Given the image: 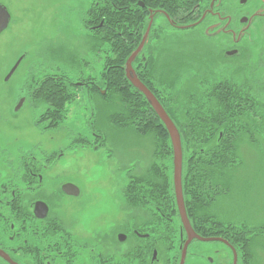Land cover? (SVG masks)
Listing matches in <instances>:
<instances>
[{"label": "flooded vegetation", "instance_id": "1", "mask_svg": "<svg viewBox=\"0 0 264 264\" xmlns=\"http://www.w3.org/2000/svg\"><path fill=\"white\" fill-rule=\"evenodd\" d=\"M50 1L52 5H47L43 0L39 2L46 10L53 11V1L59 0ZM65 1L66 5L61 10L80 17L77 25L82 28L87 41H92V50L104 51L105 48L112 47L116 51H129L131 54L125 60V68L129 58L139 51L132 63L137 76L140 73L137 70L138 64L141 63L148 66V79L154 78L155 66H160L157 75L161 73L160 70L165 72L169 59L161 61L159 59L172 50L173 34L193 35L194 31L200 35L201 32L204 34L201 36L207 49L201 57L206 61L205 64L237 61L242 62L243 71L244 68L254 65L264 70L263 60L254 61L257 56L264 57V41L259 45L250 37V31L256 29V21L264 20V10L257 12L255 3L264 5V0H238V14L234 12V3L231 7H226L229 0H205L208 4L204 7L201 6L200 0H194L196 1L194 5L192 1H188L187 5V0H145L144 2L139 0L131 4L132 6L123 7L117 4L118 0ZM10 2L11 0H0V6L4 7L10 16L7 28L0 32V39H5V42L9 43L17 40L23 51L16 57L4 79L8 82L28 63V69L23 74L22 92L19 97V104L23 103L15 111H20L27 104L36 111V122L41 111H45L44 115L53 114V108L46 109L37 103L40 97L35 92L38 82L42 79H53V69L42 73L44 65H53V17L49 20L52 25L50 37L39 40L36 38L33 42L28 39L29 44L36 40L38 42L27 48L25 32L22 33L19 29L17 35L14 34L17 19L15 8ZM249 3L250 10L245 12V7ZM111 9L117 11L114 27L110 21L106 22L105 17L107 11ZM124 14L129 15L127 17ZM261 34H264V28ZM207 45H214L215 49L219 50L218 56L215 55L216 53L213 54L212 50H208ZM65 48L72 52L73 44ZM30 49H33L32 54ZM222 65L227 69L231 68L232 71L235 67V65L226 66L223 62ZM89 77L83 79H90ZM246 78L253 79L249 75ZM101 79H105V74ZM227 79L231 78L223 77L221 81ZM242 79H245L244 76ZM258 97L264 110V83H261ZM261 116L264 117L262 111ZM41 124L40 121L35 123L36 129L40 134L46 133L47 129L43 131ZM91 136V140L87 139L89 144L94 143L93 141L98 137L92 133ZM104 142L96 144L101 146ZM51 145L52 149L41 144L26 150L21 148L16 160L10 157L8 146H0L2 168L0 170V253L10 260L0 256V264H80V262L83 264H263L255 242L259 233H264L263 230L250 229L246 223L236 225L223 222L217 218L212 209L209 210L211 205L187 202L184 192L188 220L195 234L208 241H200L188 236L177 199L175 206L159 205L153 212L147 207L138 210L137 207L131 206L125 196L120 197L121 193H118L120 204L117 212L120 214L119 218L124 215L126 221L122 225L120 219L114 225L113 233H116L114 252L105 250L104 242H101L104 241L102 236H95L100 233L96 231L97 228L91 227L89 232V235L95 236L97 242H89L87 239L90 238L86 236L84 239L83 236L78 237L77 233H74V228L82 227L83 222L86 224V221L80 217L87 208L82 206V209H79L77 206L75 209L77 217L72 215L67 224L59 216V210L54 208L53 202L64 197L85 202L87 194H83V190L77 186L78 195L71 194L76 192L73 189L68 190L69 194L66 193L63 190L64 185L60 190L53 188V164L56 163L58 152L53 151V144ZM62 154L64 156V153H61L59 158ZM132 167L128 169L132 170ZM128 169L126 173L129 178L138 175V172H130ZM89 196L95 195L89 194ZM208 210L213 214H209ZM139 220L149 224V232L140 230ZM154 225L161 226L160 234L151 233ZM78 234L80 235L79 232ZM123 246H127V251L123 250ZM195 246L198 250L191 251Z\"/></svg>", "mask_w": 264, "mask_h": 264}, {"label": "rangeland", "instance_id": "2", "mask_svg": "<svg viewBox=\"0 0 264 264\" xmlns=\"http://www.w3.org/2000/svg\"><path fill=\"white\" fill-rule=\"evenodd\" d=\"M39 1L11 0L10 5L14 6L17 19L14 34L17 35L20 29L22 33L25 32L26 47L34 46L38 41L29 44L28 39L33 42L36 38L39 40L47 36L50 37L52 25L49 20L53 17V65H44L42 73L50 72L53 69L54 76L68 77V80L79 89V94L77 100L66 108V120L57 128H53L56 125L53 123V118L46 119L47 116L43 113L45 111L39 112L36 122V111L27 104L16 112L15 109L18 107L22 92L23 74L28 69V63L24 68L21 66L22 69L6 82L5 76L12 68L16 57L23 50L19 47L17 40L9 43L5 42V39H0V146H8L10 157L16 160L21 148L26 150L41 144L52 149L51 144H53V151L58 152L56 163L53 164V188L60 190L63 185L71 183L81 188L83 194H87L85 202L69 200L66 197L60 198L53 202L54 208L59 210V216L67 224L72 215L77 217L75 211L77 206L79 209H82V206L87 208L80 217L86 221V224L83 222L82 227L75 226L74 233H77L78 237L83 236V239L85 236L90 238L87 240L91 243L97 242L94 239L95 236H102L104 241L101 242H104L105 250L114 252L116 247L114 225L120 219L121 224L126 221L124 215L119 218L120 214L117 209L120 204L118 193L122 194L120 197H124L130 182L128 173H126L127 169L137 164L135 172L144 169L150 161L154 143L157 140L153 136H140L132 129H119L108 122L109 114L113 109L116 110L115 105L99 96H92L86 85L93 82L100 85V79L105 74L107 62L113 58L114 54L108 47L104 51L91 49L92 41H87L82 28L77 25L80 17L77 14L61 10L66 5L65 0L53 1V11L46 10ZM43 2L47 5L51 4L50 0H43ZM232 4L234 12H237L238 0H229L226 7H231ZM256 7L257 12L264 10L263 3L256 2L255 9ZM245 8V12L249 11L250 3ZM263 22L264 20L256 21V29L250 31V37L259 45L264 41V34H261L264 28ZM201 33L203 36V32ZM192 34H173L171 37V41H174V44L171 45L172 50L159 59L160 61L169 59L168 67L165 72L160 70L161 73L157 75L160 66H155L154 78L151 77V79H168L170 73L174 76L173 79H182L181 85L184 84V90L197 85L202 95L203 92H211L212 85H216L223 77H226L231 78L230 80L243 81L246 89L256 98L255 112L248 116L243 135L239 136L240 139L236 142L240 163L233 167L231 172H227L225 175L219 174L218 180L222 181L226 189L218 190L214 201L209 203L212 206L209 210L212 209L217 218L223 222L236 225H245L246 223L250 229L264 231V120H259L261 111L264 114V110L263 104L257 97L261 83H264V79H262L264 70L254 65L246 67L247 69L244 68V71H232L231 68L227 69L222 65L223 62L226 66L235 65L232 69L242 70L244 67L242 62L237 61L205 64L206 61L201 57V54L207 49L203 37L197 31ZM64 44L66 47L73 44V51L65 48ZM209 49L218 56L219 50H216L214 45H209ZM30 50L32 54L33 49ZM259 60L264 61V57L254 58V61ZM262 64L264 65V62ZM138 65L137 70L140 74H146L147 65ZM248 75L253 79H247ZM88 76L90 79H83ZM242 76L245 79H242ZM75 83L84 85L77 86ZM101 92L103 95L106 93L101 90L97 91V94H101ZM97 94L95 93V95ZM166 94L168 95H165L166 99L171 96L170 93ZM185 98L186 95L182 92L180 101ZM173 108H178L174 111L181 113L179 106ZM39 121L42 123L43 131L47 129L46 133H41L42 135L35 127V123H39ZM92 125H95L94 127L100 134L105 132L104 136L108 143L105 141L104 148L97 146L98 138L95 139L96 142L94 140V143H90V146L88 144L86 147L73 144V140L77 137L91 140ZM61 153H64V156L62 154V157L59 158ZM213 182L216 184V181ZM89 194L95 196H89ZM208 213L213 214L211 211ZM138 225L143 232L150 231L149 224L145 221L139 220ZM91 227L97 228L96 231H100V233L92 237L89 235ZM77 228H79L80 235ZM160 230V225H154L151 233L157 235ZM255 242L258 245L260 261L264 264V233H259ZM126 248L127 246H123V250L127 251ZM196 250H198L196 246L191 249V251ZM80 264L83 263L80 262Z\"/></svg>", "mask_w": 264, "mask_h": 264}, {"label": "trees", "instance_id": "3", "mask_svg": "<svg viewBox=\"0 0 264 264\" xmlns=\"http://www.w3.org/2000/svg\"><path fill=\"white\" fill-rule=\"evenodd\" d=\"M137 1L139 0H118L117 4L122 7L132 6L131 4ZM188 1H192V5L196 2L187 0V5ZM200 4L204 7L208 3L200 0ZM107 12L106 22L110 21L112 27L116 26L117 11L111 9ZM125 15L128 17L129 14ZM111 49L114 55L107 62L105 79H100V85L95 82L87 84L88 91L92 96H99L115 105L116 110L113 109L108 116V122L112 126L122 130L132 129L140 136H153L157 140L146 167L138 170V175L130 176L124 195L126 201L138 209L147 207L153 212L159 205L175 206L174 151L169 133L146 97L126 77L125 60L131 53L116 51L112 47ZM146 70L144 75L138 73L139 80L152 92L181 134L182 184L186 201L210 205L218 190L226 189L222 181L218 180L219 174L231 172V169L240 163L236 142L240 139L238 137L243 135L248 116L255 112L256 98L246 89L243 81H220L212 85L211 92H203L201 95L197 85L184 90L182 79H148V66ZM171 77L174 76L169 73V78ZM162 87L164 89H161ZM101 90L106 92L105 95L102 92L97 94V91ZM78 91L79 89L63 76L53 75V79L46 78L38 82L35 92L39 94L40 99L37 103L46 109L53 108V114L46 115V119L53 118V123H56L53 128L59 127L66 120V108L77 100ZM182 92L186 98L180 101ZM166 93L171 95L167 99ZM172 105L175 108L179 106L181 113L174 111L178 108L174 109ZM259 120H264V117L259 116ZM94 126L92 125L90 133L98 135V142L101 144L107 140L105 132L100 134ZM88 140L77 137L73 144L86 147ZM105 144L104 142L100 147L104 148ZM137 166L138 164L128 170L134 171ZM213 181H216V184Z\"/></svg>", "mask_w": 264, "mask_h": 264}, {"label": "water", "instance_id": "4", "mask_svg": "<svg viewBox=\"0 0 264 264\" xmlns=\"http://www.w3.org/2000/svg\"><path fill=\"white\" fill-rule=\"evenodd\" d=\"M215 1V0H214ZM0 32L5 30L8 26L10 16L7 12V10L0 6ZM139 54V51L135 52L131 58L127 61L125 72L126 76L128 79L131 80V83L146 97L147 101L150 103L152 108L155 110L156 114L158 117L161 119L163 124L165 125L173 147L174 151V172H173V177H174V190H175V196L177 199V204L179 207L180 215L184 224V227L187 231V234L190 238L194 237L197 238L200 241H208L205 239L200 238L197 236L188 220L186 209H185V202H184V197H183V184H182V172H183V148H182V138L181 134L175 125V123L172 121V119L169 117L167 112L164 110V108L161 106L159 101L155 98V96L152 94L151 91H149L146 86L139 80L138 76L136 75L132 63L135 59V57ZM16 68V67H15ZM14 72V70H13ZM12 72V73H13ZM21 102L17 108V110L22 106ZM73 189L76 192L71 193L74 195H78L77 192V187L72 185V184H66L63 186V190L66 193H70L68 190ZM212 241V240H209ZM185 253V251H184ZM183 253V261H184V254ZM0 256L4 257L6 260L10 261L7 256L4 254L0 253ZM182 261V262H183Z\"/></svg>", "mask_w": 264, "mask_h": 264}]
</instances>
